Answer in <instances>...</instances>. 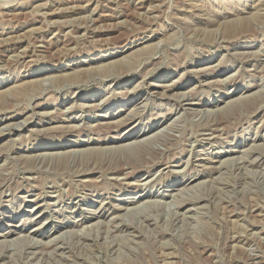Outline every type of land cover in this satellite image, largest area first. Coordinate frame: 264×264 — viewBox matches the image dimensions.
<instances>
[{"label":"rangeland","instance_id":"374dc122","mask_svg":"<svg viewBox=\"0 0 264 264\" xmlns=\"http://www.w3.org/2000/svg\"><path fill=\"white\" fill-rule=\"evenodd\" d=\"M0 11V264H264V0Z\"/></svg>","mask_w":264,"mask_h":264},{"label":"bare ground","instance_id":"6f19581e","mask_svg":"<svg viewBox=\"0 0 264 264\" xmlns=\"http://www.w3.org/2000/svg\"><path fill=\"white\" fill-rule=\"evenodd\" d=\"M10 1V0H9ZM153 6V5H152ZM73 8V7H72ZM80 9V8H79ZM57 10V9H56ZM54 11H55V9H54ZM1 12V11H0ZM259 12V11H258ZM53 13V12H52ZM2 14V13H1ZM35 14V13H34ZM93 14V13H92ZM143 14V13H142ZM8 15V14H7ZM42 15V14H41ZM259 15V14H258ZM35 16V15H34ZM15 18V17H14ZM76 18V17H75ZM88 18V17H87ZM141 18V17H140ZM83 19V18H82ZM85 19V18H84ZM93 20V19H92ZM76 21V20H75ZM51 22V21H50ZM77 22V21H76ZM254 22V21H253ZM47 23V22H46ZM63 23V22H62ZM150 24V23H149ZM150 26V25H149ZM175 26V25H174ZM44 28V27H43ZM76 28H77V26H76ZM147 29V28H146ZM194 31V30H193ZM7 34H10L11 33V31H9V32H6ZM192 33V32H191ZM67 34V33H66ZM15 35V34H14ZM8 37H11V36H8ZM8 37H6V38H4V36H3V38L1 39L0 38V43L1 44H7V43H9V41H13V40H8ZM19 38V37H18ZM17 39V38H16ZM16 41V44L18 43V40H15ZM34 41V40H33ZM85 41V40H84ZM159 41H162V40H159ZM20 42V41H19ZM15 44V45H16ZM53 44H55V43H51V45H53ZM71 47V46H70ZM64 48V47H63ZM73 48V47H72ZM72 48H66V50L65 51H67V50H73ZM76 48V47H75ZM65 49V48H64ZM63 49V50H64ZM27 50H29V51H31V53H32V55H34V49L33 50H30V49H27ZM27 50H25V51H22L20 54L19 53H17L16 55V58L18 57L19 59H22L23 57H25L26 56V51ZM75 50V49H74ZM15 51V50H14ZM64 52V51H63ZM62 52V53H63ZM68 52V51H67ZM67 52H64V53H67ZM59 53V52H58ZM61 52H60V56H61V54H62ZM15 54V53H14ZM27 56H28V54H27ZM55 56V55H54ZM10 57V56H9ZM14 57V56H13ZM57 57V56H56ZM59 57V56H58ZM57 57V58H58ZM15 58V57H14ZM18 59V60H19ZM55 59V58H54ZM13 60V59H12ZM98 60V59H97ZM2 62V61H1ZM19 62V61H18ZM124 62V61H123ZM117 63V62H116ZM118 64V63H117ZM105 65V64H104ZM113 65V64H112ZM134 65V64H133ZM62 67V66H61ZM104 67V66H103ZM96 68V67H95ZM102 68V67H101ZM132 68V67H131ZM130 68V69H131ZM95 70V69H94ZM43 71V70H42ZM42 71H41V73H42ZM86 71V70H85ZM82 72V71H81ZM90 72V71H89ZM100 72H102V71H100ZM38 73V72H37ZM110 73V72H109ZM112 73V72H111ZM106 74V73H105ZM108 74V73H107ZM62 75V74H61ZM46 77V76H45ZM44 77V78H45ZM103 77V76H102ZM44 78H42V79H44ZM67 78V77H66ZM49 79V78H48ZM54 79V78H53ZM45 80V79H44ZM47 80V79H46ZM45 80V81H46ZM40 83V82H39ZM19 86V85H18ZM148 93V92H147ZM23 95V94H22ZM28 96V95H27ZM11 97V96H10ZM24 97V96H23ZM143 96L142 95H136V97H134L133 98V101L135 102H137L139 99H141ZM28 99V98H27ZM14 101H16V99H13ZM21 100H22V98H21ZM141 101V100H140ZM13 102V101H12ZM18 102H19V100H18ZM142 102V101H141ZM12 105V104H11ZM10 105V106H11ZM14 105V104H13ZM2 110H4V109H2ZM2 110H0V111H2ZM8 110H10V109H8ZM7 110V111H8ZM128 122V121H127ZM24 123V122H23ZM118 123V122H117ZM19 124H20V122H19ZM16 127H17V125H16ZM10 126H9V124L8 125H5L1 130H7L6 132L7 133H9V131H10ZM146 131V130H145ZM145 131H143V134H141V135H145L146 134V132ZM149 131V130H148ZM131 137L132 136H127V138H125V140L124 141H128L129 139H131ZM133 137H136V135H134ZM120 139V138H119ZM140 141V140H139ZM133 145H137V142H133L132 143ZM141 146V145H140ZM191 148V147H190ZM143 154V153H142ZM125 165V164H124ZM219 171V170H218ZM106 175V174H105ZM120 177V176H119ZM196 179L195 178H193V180H191L189 183H188V186H189V184L190 183H192L193 181H195ZM188 181V180H187ZM185 183V182H184ZM187 183V182H186ZM184 185V184H183ZM50 186V185H49ZM185 189V187H183L182 189H180L181 191L182 190H184ZM159 197V195H156L155 197ZM145 197H147V196H144L143 198H145ZM149 197V196H148ZM143 198H139L138 197V201L136 202L137 204L138 203H141V202H144V201H142L143 200ZM150 198V197H149ZM147 199V198H146ZM135 202H134V200L132 199V200H130L129 202L128 201H124V209H128V207H129V205H132L133 206V204H136ZM173 206V205H172ZM221 206V205H220ZM223 206V205H222ZM138 207V206H137ZM122 208V207H121ZM120 208V209H121ZM132 209V208H131ZM236 209V208H235ZM238 211V210H237ZM245 211V210H244ZM234 213V212H233ZM100 216V214H91L90 216H89V218H91V220L92 219H95V218H97V217H99ZM85 217V216H84ZM98 219V218H97ZM243 220V219H242ZM95 221V220H94ZM119 221V220H118ZM234 221V220H233ZM235 221H237V220H235ZM85 222V221H84ZM88 224H89V222H88ZM114 224H115V222H114ZM248 224H249V222H248ZM86 225V224H85ZM234 225V224H233ZM246 226V225H245ZM240 228V227H239ZM102 229V228H101ZM241 229V228H240ZM17 232V229H13V230H10L9 232H8V234L7 235H4L3 237H6V236H8V235H12V234H14V233H16ZM91 232V231H90ZM243 232V231H242ZM246 232V231H245ZM244 232V233H245ZM250 234V233H249ZM48 235V234H47ZM56 235V234H55ZM248 235V234H247ZM121 236V235H120ZM235 236V235H234ZM237 247V246H236ZM168 254V253H167ZM167 254H165V256L167 255ZM160 255V254H159ZM174 255V254H173ZM256 255V254H255ZM98 258H99V256H98ZM167 258H169V257H167ZM166 261V260H165ZM170 261V260H169ZM167 263V262H166ZM215 263V262H214Z\"/></svg>","mask_w":264,"mask_h":264}]
</instances>
